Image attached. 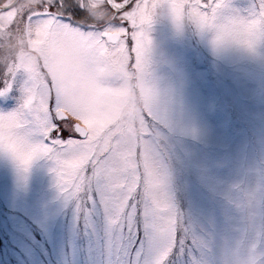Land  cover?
Wrapping results in <instances>:
<instances>
[{
  "label": "rangeland",
  "instance_id": "obj_1",
  "mask_svg": "<svg viewBox=\"0 0 264 264\" xmlns=\"http://www.w3.org/2000/svg\"><path fill=\"white\" fill-rule=\"evenodd\" d=\"M79 3L0 13V264H264V0H216L198 50L128 11L174 37L131 60Z\"/></svg>",
  "mask_w": 264,
  "mask_h": 264
},
{
  "label": "flooded vegetation",
  "instance_id": "obj_2",
  "mask_svg": "<svg viewBox=\"0 0 264 264\" xmlns=\"http://www.w3.org/2000/svg\"><path fill=\"white\" fill-rule=\"evenodd\" d=\"M7 0H0V6L5 4ZM117 5L115 11L108 5L104 4V7L110 11V15L106 16L105 13L99 12L97 9L95 20L91 19L89 13H85L83 0H80L78 9L74 5L66 7L68 15L62 16V20L71 28H76L83 32H91L93 35H98L99 38L104 42V46L116 45L119 48L122 46L123 50L120 52V57L125 54L129 55V60L134 59L139 53H144L145 57H149L152 52L154 53V45L156 37L154 34L158 33L155 28L163 29L170 41L174 40V37H170L168 22L149 23L147 21H137L127 19L124 14L126 12H135L139 14L143 11L150 9H157L158 12H165V16L170 22H173L176 29L180 30L184 34L182 39L175 37L176 41L180 45L186 43L193 46L196 50L200 48V44L205 39L204 35L207 33L206 30L211 24V20L214 22L212 16L217 11L214 3L216 0H115ZM166 3H168L166 5ZM53 5H47L44 3L43 9L34 11L28 18L30 22L31 17H45L44 13L47 14L51 11ZM56 6V5H55ZM61 6V4H60ZM166 6V8H165ZM217 7V6H216ZM6 10L0 11V13ZM203 13V15H202ZM105 14V16H103ZM99 17V18H97ZM204 17L205 21L200 19ZM28 22V20H27ZM172 28V27H171ZM147 32V35L144 34ZM149 32V35H148ZM106 34V36H104ZM142 41L137 39L142 36ZM120 42V43H119ZM106 44V45H105ZM105 56L107 55L105 48L103 47ZM133 61L130 62L128 69L131 71ZM146 67V63L144 62ZM150 68V67H149ZM134 74L132 79L134 78ZM136 84H133L135 87Z\"/></svg>",
  "mask_w": 264,
  "mask_h": 264
},
{
  "label": "water",
  "instance_id": "obj_3",
  "mask_svg": "<svg viewBox=\"0 0 264 264\" xmlns=\"http://www.w3.org/2000/svg\"><path fill=\"white\" fill-rule=\"evenodd\" d=\"M110 1H111V4H112L113 8H114V5L116 4V2H114V0H110ZM16 2H17V0H12L11 3H9V4H7V5H4V6H0V10H4V9H7V8H10V7H12ZM74 128H75V130L77 131V133H78L80 136H82V137L85 136V134H86V130H85L82 126H80V125H78V124H75V125H74Z\"/></svg>",
  "mask_w": 264,
  "mask_h": 264
}]
</instances>
